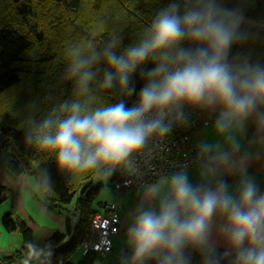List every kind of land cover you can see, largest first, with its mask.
Returning a JSON list of instances; mask_svg holds the SVG:
<instances>
[{"label": "clouds", "instance_id": "clouds-1", "mask_svg": "<svg viewBox=\"0 0 264 264\" xmlns=\"http://www.w3.org/2000/svg\"><path fill=\"white\" fill-rule=\"evenodd\" d=\"M249 23L243 7L225 0H168L135 42L125 45L113 32L99 45L93 37L66 47L71 97L31 121L24 135L55 156L57 170L105 179L185 121L186 106L212 113L228 145H200L199 182L181 169L147 186L129 213L123 264H193V253L199 264H264V190L248 171L251 156L236 155L237 134L249 126L264 141V63L232 55L252 36ZM93 84L122 98L97 101ZM25 248L23 264H53L50 245L29 241Z\"/></svg>", "mask_w": 264, "mask_h": 264}, {"label": "trees", "instance_id": "trees-1", "mask_svg": "<svg viewBox=\"0 0 264 264\" xmlns=\"http://www.w3.org/2000/svg\"><path fill=\"white\" fill-rule=\"evenodd\" d=\"M167 2L0 0V169L14 175L26 174L43 205L61 214L63 210L66 211L65 231H55L37 244L55 247L53 264H71V257L80 248L84 249V253L77 264H93L98 255L106 256L111 252L102 255L86 250L83 245L93 216L101 212L93 204L94 194L100 187L92 188L96 178L93 174L72 175L57 170L55 156L28 145L25 132L31 121L43 119L55 106L71 97L72 85L63 79L66 65L64 53L69 44L94 37L99 45L113 32L124 36L125 45L135 42L155 12ZM225 2L229 6L240 5L244 8L250 22L246 27L252 32L247 41L233 47L232 55L243 54L252 61L264 63V29L254 25H264V0ZM145 67H151V64ZM133 82L139 89L142 79L138 72ZM92 88L97 101L115 103L122 98L116 92H98L95 84ZM245 137L259 139L252 126H249ZM128 164L121 166L122 169ZM47 177H50V181L46 180ZM2 192L7 194V188L0 186ZM78 193L79 196L75 198ZM71 203H74L73 207L67 208ZM97 206L108 214L102 202ZM1 224L7 231L18 230L21 245L14 261L25 259L26 242L34 243V233L27 220L21 218L12 207L3 214ZM129 254L130 250L126 248L109 264H123V259ZM192 255L193 264H199V255Z\"/></svg>", "mask_w": 264, "mask_h": 264}, {"label": "crops", "instance_id": "crops-1", "mask_svg": "<svg viewBox=\"0 0 264 264\" xmlns=\"http://www.w3.org/2000/svg\"><path fill=\"white\" fill-rule=\"evenodd\" d=\"M202 117L211 116L212 119L207 126H201L195 129L194 135L202 143H219L227 148V142L224 137L217 136L213 128L214 116L210 112L201 111ZM238 139L241 143V151L236 155H244L245 153L251 156L248 171L253 175L264 190V141L260 139H247L245 134L238 133ZM201 165L187 169L190 178L193 182H199L201 179L200 168ZM114 172L108 176L111 185ZM165 177H160L156 181L163 180ZM228 182L234 184L236 177L233 175H226ZM95 178L94 180H96ZM155 181V182H156ZM152 184V183H150ZM149 184L130 190L123 198L122 206L119 212L120 222L118 223L117 233L112 237V250L106 256L98 255L93 264H109L116 260L117 256L124 250L129 249L125 239V229L129 222V213L134 210L136 206L143 200V193ZM0 186L7 188L5 199H0V249L1 255L5 264H23L25 259L16 258L21 243V236L7 231L1 224L3 214L10 211L12 207L16 213L23 219L27 220L29 226L33 230L34 243L38 244L48 238L53 232L58 231L63 233L65 231V216L55 209L48 208L38 200L36 190L32 180L26 174L13 175L6 170L0 169ZM1 196V193H0ZM112 193L111 198L112 199ZM109 200V199H108ZM102 212V210H101ZM13 234V236L11 235ZM11 240L14 244L11 246ZM84 250V249H83ZM78 256H82V248L78 250Z\"/></svg>", "mask_w": 264, "mask_h": 264}, {"label": "built area", "instance_id": "built-area-1", "mask_svg": "<svg viewBox=\"0 0 264 264\" xmlns=\"http://www.w3.org/2000/svg\"><path fill=\"white\" fill-rule=\"evenodd\" d=\"M201 111L199 108L186 106L185 121L174 122L166 136H154L142 153L134 154L127 168L119 167L120 172L111 182V193L115 198L102 202L108 214L99 212L93 216L83 243L86 250L102 255L111 251V236L117 233L122 201L130 190L154 183L158 178L170 176L175 171L202 165V142L194 135V131L198 127L209 125L212 117H202ZM0 264H5L1 249Z\"/></svg>", "mask_w": 264, "mask_h": 264}, {"label": "rangeland", "instance_id": "rangeland-1", "mask_svg": "<svg viewBox=\"0 0 264 264\" xmlns=\"http://www.w3.org/2000/svg\"><path fill=\"white\" fill-rule=\"evenodd\" d=\"M252 24V23H251ZM255 26H256V28H260V29H264V25H259V24H254ZM127 168V167H126ZM201 168V167H200ZM7 172H9V173H11L12 174V172H10V171H8V170H6ZM14 175V174H13ZM110 181H109V178L107 177V178H105V179H96V180H94L93 182H92V188H96V187H100V189H99V191H97L95 194H94V207H96L97 209H103L102 207H98L97 206V204L98 203H101V202H103V201H106V200H108V199H110L111 198V187H110V183H109ZM35 189V188H34ZM36 190V189H35ZM36 193V192H35ZM77 196H79V193L76 195V196H74L75 198H77ZM74 198V199H75ZM73 204L74 203H71V204H69V205H67L66 207L67 208H72L73 207ZM57 212H58V210H56ZM64 211V212H63ZM62 212H63V215L64 216H66V211L65 210H63ZM11 233H14V234H16V235H19L20 236V234H19V232H18V230H14V231H12ZM12 236H13V234H11ZM13 244H14V242H13V240H11V246H13ZM20 245H21V243H20ZM20 245H19V248H20ZM78 252L79 251H77L72 257H71V259H70V263L71 264H77L78 262H79V260H80V256H78L79 254H78ZM84 252H83V250H82V254H83Z\"/></svg>", "mask_w": 264, "mask_h": 264}, {"label": "water", "instance_id": "water-1", "mask_svg": "<svg viewBox=\"0 0 264 264\" xmlns=\"http://www.w3.org/2000/svg\"><path fill=\"white\" fill-rule=\"evenodd\" d=\"M6 198V195L4 192L1 193V196H0V199H5Z\"/></svg>", "mask_w": 264, "mask_h": 264}]
</instances>
